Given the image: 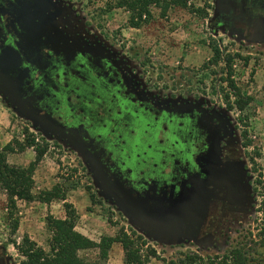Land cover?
<instances>
[{"label":"flooded vegetation","instance_id":"af4514ba","mask_svg":"<svg viewBox=\"0 0 264 264\" xmlns=\"http://www.w3.org/2000/svg\"><path fill=\"white\" fill-rule=\"evenodd\" d=\"M62 0H0V69L41 114L79 130L142 197L185 196L223 223L247 197L226 116L199 98L151 92L104 42L76 27ZM209 27L264 47V0H213ZM0 264H11L0 249Z\"/></svg>","mask_w":264,"mask_h":264},{"label":"rangeland","instance_id":"374dc122","mask_svg":"<svg viewBox=\"0 0 264 264\" xmlns=\"http://www.w3.org/2000/svg\"><path fill=\"white\" fill-rule=\"evenodd\" d=\"M118 0H62L61 7L69 12L88 35L101 40L113 50L139 82L160 96L199 98L222 112L227 119L229 136L236 142L241 172L245 173L247 197L242 208L230 220L214 223L203 236L198 231L186 238L174 234L153 238L135 225L112 200L99 189L88 164L78 150L63 139L44 135L31 120L21 117L9 97L0 93V150L12 139L24 140L27 129L37 140L48 143L47 151L37 165L33 192L38 193L61 184L66 201L77 212L75 229L93 241L103 235L114 236L120 228L134 230L156 250L157 257L145 264H180L187 255H221L235 246L243 247L246 264H264V248L257 244L261 223L259 211L262 188L255 180L264 176V47L244 43L222 30L209 27L207 5L213 0H160L147 7L139 27H131L132 13L118 7ZM169 2L166 10L165 3ZM202 12L206 15H202ZM213 46L220 52L218 63L213 62ZM232 57L230 69L226 56ZM247 104L242 108H228L234 101L229 88L228 72ZM35 153L28 148L7 156L10 164L27 166ZM89 190V192L87 191ZM93 194L97 202L91 201ZM18 227L12 231L8 219L6 195L0 192V249L11 264H20L23 257L15 248L24 235L49 251L51 231L46 218H64L61 201L44 204L38 201H17L15 211ZM79 257L89 264H126L120 244L111 247L106 260H101L96 249L81 250Z\"/></svg>","mask_w":264,"mask_h":264},{"label":"trees","instance_id":"16d2710c","mask_svg":"<svg viewBox=\"0 0 264 264\" xmlns=\"http://www.w3.org/2000/svg\"><path fill=\"white\" fill-rule=\"evenodd\" d=\"M160 0H118V7H125L132 13L129 19L131 27H139L143 15H148L147 7L150 4H158ZM165 3L163 10L169 6ZM202 15H206L202 12ZM214 57L213 62L218 63L220 52L217 46L212 47ZM232 57L226 56L225 64L230 69ZM231 77V70L228 72V86L234 91V101H228L229 94H225L228 108L236 107L242 109L247 101L242 100L240 92L235 86ZM48 143L24 131V140L12 139L0 150V192L5 193L7 202L8 219L12 221V231H16L18 220L15 214L17 201L34 202L38 201L44 204H50L55 201H61L65 211L64 218H55L48 216L46 225L51 231L49 240V251H45L35 241L31 240L28 235H24L21 242L15 243V248L23 257L20 264H89L84 262L78 255L81 250L96 249L99 258L106 260L109 251L115 243L120 244L124 262L126 264H145L150 258L157 257L156 250L147 246V241L134 230L127 231L120 228L114 236L103 235L99 240L93 241L85 235L76 231L77 212L73 205L66 201V191L61 184H55L50 189L41 190L38 193L33 192L34 179L33 174L37 165L47 151ZM33 149L34 159L27 166L10 164L7 156L15 152ZM255 184L263 190L262 200L260 201L259 211L261 213V223L258 228L256 237L257 244L264 248V176L255 180ZM89 192V190H87ZM91 201L97 202L93 194H90ZM243 247L235 246L221 255L207 256L205 258L193 254L187 255L180 261V264H246L247 258Z\"/></svg>","mask_w":264,"mask_h":264},{"label":"water","instance_id":"95a60500","mask_svg":"<svg viewBox=\"0 0 264 264\" xmlns=\"http://www.w3.org/2000/svg\"><path fill=\"white\" fill-rule=\"evenodd\" d=\"M0 93L9 97L21 117L32 121L35 127L46 136L53 135L78 152L90 167L101 194L114 201L117 207L134 220L148 236L161 238L174 234L176 238H186L198 231L205 212L199 211L196 203L187 202L185 196L172 201L155 200L142 197L128 188L120 175L112 174L101 161L104 152L92 140H84L79 130L66 128L48 114L24 101L21 95L12 88V81L4 68L0 69Z\"/></svg>","mask_w":264,"mask_h":264},{"label":"crops","instance_id":"0c3cea01","mask_svg":"<svg viewBox=\"0 0 264 264\" xmlns=\"http://www.w3.org/2000/svg\"><path fill=\"white\" fill-rule=\"evenodd\" d=\"M77 231V230H76ZM79 233H81L82 234V232H79ZM115 244H118V243H115ZM115 244L114 245H112V247H115Z\"/></svg>","mask_w":264,"mask_h":264}]
</instances>
